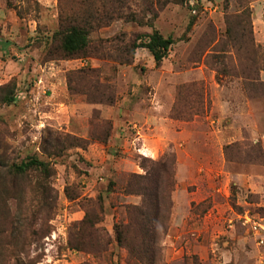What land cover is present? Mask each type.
Instances as JSON below:
<instances>
[{
	"label": "rangeland",
	"instance_id": "rangeland-1",
	"mask_svg": "<svg viewBox=\"0 0 264 264\" xmlns=\"http://www.w3.org/2000/svg\"><path fill=\"white\" fill-rule=\"evenodd\" d=\"M72 1L0 0V264H142L116 243L115 228L128 223L125 208L141 202L122 189L130 174L145 173L142 158L171 154L175 185L157 264H264V98L250 99L241 77L246 68L264 69V0L162 8L154 0H111L102 14L93 1L107 25L89 35L83 58L64 60L48 50L60 14L80 16ZM132 17L142 25L125 21ZM249 21L254 46H246ZM153 31L174 40L159 65L132 47ZM80 70L99 73L112 106L79 93L73 73ZM259 76L264 82V70ZM117 106L130 111L108 112ZM140 128L165 142L154 158L139 148ZM69 136L95 140L83 149L70 147ZM94 144L109 157L90 180L100 162L87 158ZM29 157L48 163V173L11 171ZM87 212L110 242L98 255L69 247Z\"/></svg>",
	"mask_w": 264,
	"mask_h": 264
},
{
	"label": "trees",
	"instance_id": "trees-1",
	"mask_svg": "<svg viewBox=\"0 0 264 264\" xmlns=\"http://www.w3.org/2000/svg\"><path fill=\"white\" fill-rule=\"evenodd\" d=\"M90 1V4H89ZM101 3L99 13L105 12V6L111 0H75L70 3V7L77 9L78 15L73 14V10L60 14L59 29L52 37V47L48 50L52 57L58 56L60 59L71 60L83 58L89 49V35L105 27L106 16L96 18L93 13L94 8L90 9L92 2ZM120 3L123 0H115ZM159 7H165L169 3L180 4L185 0H154ZM243 16H248L243 11ZM117 18V17H115ZM113 19V18H112ZM120 19V18H119ZM114 20V19H113ZM127 22H137L142 25V21L134 17L125 18ZM238 21V25H240ZM250 29L246 39V46L249 43L254 46L251 22L246 25ZM245 30V27H244ZM227 33L231 34V29L227 28ZM230 37V36H229ZM245 37V35H244ZM174 40L171 37H163L158 31H153L138 38L132 45L133 49H146L152 56L156 65H159L167 56ZM248 44V45H247ZM245 45V44H244ZM243 46L237 47L236 53H244ZM264 69L246 68L241 70V77L245 80L247 96L250 99L264 98V82L260 80L259 73ZM76 74L81 83L79 93L93 96L96 101L91 104L112 106L114 96H111V89L99 83V73L95 70H80ZM70 80V77H69ZM72 91V90H71ZM184 91V88L181 90ZM191 89L188 91V93ZM75 90L73 91V93ZM196 98L195 103L201 99L200 94L193 93ZM183 97L187 98L189 103V95L186 93ZM14 98H10L8 103H12ZM91 102V100H88ZM177 103H180L179 99ZM190 108V106H188ZM199 113V112H198ZM197 113V114H198ZM196 113L194 115H197ZM181 119L182 117H175ZM94 122V121H93ZM109 136V132L105 133L104 138L100 141L105 142ZM71 142L70 147L86 148L88 142L95 140L90 138L87 141L67 137ZM140 167L145 172L143 175L130 174L126 180L122 192L126 196H138L141 202L138 206L126 207L127 225L117 226L115 228L116 243L120 247H124L131 258L137 259L142 264H157L160 259V238L166 231L167 214L171 209V193L175 185V156L166 155L159 161L142 158ZM50 170L48 163L39 161L35 157H29L20 165H14L11 171L15 175H25L32 171L47 174ZM100 222L97 216L86 213L84 219L74 226L71 231L69 247L72 250L83 251L87 254L98 255L107 250L109 241L105 240V236L96 227ZM9 225H12L11 223ZM13 228H10L11 231ZM35 235V234H33Z\"/></svg>",
	"mask_w": 264,
	"mask_h": 264
},
{
	"label": "crops",
	"instance_id": "crops-1",
	"mask_svg": "<svg viewBox=\"0 0 264 264\" xmlns=\"http://www.w3.org/2000/svg\"><path fill=\"white\" fill-rule=\"evenodd\" d=\"M116 109V110H115ZM115 109L113 110H108L109 113L112 112V114H115V111H117L118 113L119 112H123V114H128L130 109L129 108H125V109H122L120 108L119 106H117ZM123 127V130L125 132V135H129V132L126 130L127 128L124 127L123 125L121 126ZM121 130V129H119ZM119 134V136H122V133L123 132H120L118 131L117 132ZM139 135L142 136L143 138V142L141 143L140 145V150L143 151V152H146L147 153V157H150V158H154L155 155H157L158 153H160L164 146H165V142L164 140H161L160 137L158 135H155V134H151V133H146L145 129L143 128H140V131L137 132ZM114 137H115V133H114ZM131 141L133 142V145L136 147V144H135V141L136 139L134 138H131ZM104 146H100V145H92L88 152H87V158L88 159H91V157L93 155H96V159H99L100 162H98L97 164L94 165L93 169V172H91V176H90V180H93L96 176V168H99V167H102V166H105L107 163H106V160L108 159L109 156L106 155L105 151L104 150ZM138 148V149H139ZM97 166V167H96ZM102 187V186H101ZM100 188V186H99Z\"/></svg>",
	"mask_w": 264,
	"mask_h": 264
}]
</instances>
